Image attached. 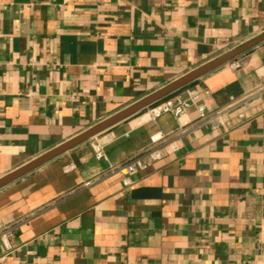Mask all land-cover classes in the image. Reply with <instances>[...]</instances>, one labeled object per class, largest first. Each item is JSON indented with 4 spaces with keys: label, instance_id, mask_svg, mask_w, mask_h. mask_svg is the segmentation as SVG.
I'll use <instances>...</instances> for the list:
<instances>
[{
    "label": "crops",
    "instance_id": "0c3cea01",
    "mask_svg": "<svg viewBox=\"0 0 264 264\" xmlns=\"http://www.w3.org/2000/svg\"><path fill=\"white\" fill-rule=\"evenodd\" d=\"M263 34L264 0H0V178ZM262 79L264 42L162 101L215 110ZM143 111L95 135L106 161L92 137L0 189L5 264H264V104L217 129L190 108L179 139ZM157 134L176 150L123 189L109 166Z\"/></svg>",
    "mask_w": 264,
    "mask_h": 264
},
{
    "label": "built area",
    "instance_id": "2783aa9c",
    "mask_svg": "<svg viewBox=\"0 0 264 264\" xmlns=\"http://www.w3.org/2000/svg\"><path fill=\"white\" fill-rule=\"evenodd\" d=\"M231 70L238 68L236 62L228 64ZM209 93L202 88L192 87L185 91L183 95L179 94L172 98L166 99L155 105L145 109L141 114V120L144 123L154 122L163 115H171L177 121L175 131L176 139L182 137L186 128L190 125V121L186 119L187 111L193 108L197 115L198 125H208L212 129H217L221 126L230 128L240 125L248 121L251 117V108L256 103L264 104V79H262L253 89L246 92L240 100L232 105L209 110L204 99ZM172 137L164 135H154L150 139V146L140 156L133 157L123 163L109 166V172L117 173L121 176V184L123 189L132 187L133 182L131 176L137 171L145 167V159L159 160L160 147L170 144L173 150L176 148L172 145ZM90 147L96 161H106L105 143L97 136L93 137L90 142ZM15 226H11L0 230V242L3 247V252L0 253V264H5L6 257L11 250L9 239L13 235Z\"/></svg>",
    "mask_w": 264,
    "mask_h": 264
},
{
    "label": "water",
    "instance_id": "95a60500",
    "mask_svg": "<svg viewBox=\"0 0 264 264\" xmlns=\"http://www.w3.org/2000/svg\"><path fill=\"white\" fill-rule=\"evenodd\" d=\"M264 42V34L257 37L253 41L227 53L226 55L211 61L210 63L204 65L203 67L185 75L184 77L178 79L174 83L168 85L167 87L161 89L160 91L154 93L153 95L143 99L142 101L138 102L137 104L133 105L132 107L126 109L125 111L119 113L118 115L92 127L88 131L82 133L75 139L64 143L63 145L57 147L56 149L49 151L48 153L36 158L35 160L31 161L27 165L23 166L22 168L0 178V189L3 187L13 183L14 181L20 179L21 177L27 175L28 173L34 171L35 169L39 168L40 166L48 163L49 161L53 160L57 156L61 155L62 153L68 151L69 149L87 141L88 139L94 137L95 135L99 134L100 132L108 129L109 127L117 124L118 122L142 111L145 110L156 103H159L163 99L171 96L172 94L182 90L198 78L210 73L211 71L223 66L224 64L234 60L239 55L249 51L253 47L259 45L260 43Z\"/></svg>",
    "mask_w": 264,
    "mask_h": 264
}]
</instances>
